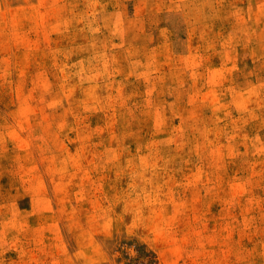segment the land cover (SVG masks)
I'll return each instance as SVG.
<instances>
[{"label": "rangeland", "instance_id": "374dc122", "mask_svg": "<svg viewBox=\"0 0 264 264\" xmlns=\"http://www.w3.org/2000/svg\"><path fill=\"white\" fill-rule=\"evenodd\" d=\"M0 264H264V0H0Z\"/></svg>", "mask_w": 264, "mask_h": 264}]
</instances>
